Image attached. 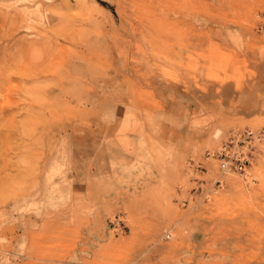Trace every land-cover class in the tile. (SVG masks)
<instances>
[{"label":"rangeland","instance_id":"obj_1","mask_svg":"<svg viewBox=\"0 0 264 264\" xmlns=\"http://www.w3.org/2000/svg\"><path fill=\"white\" fill-rule=\"evenodd\" d=\"M262 13L264 0H0V264H264V140L246 177L186 190L189 156L264 124ZM91 123L115 146L82 172L69 139Z\"/></svg>","mask_w":264,"mask_h":264},{"label":"built area","instance_id":"obj_2","mask_svg":"<svg viewBox=\"0 0 264 264\" xmlns=\"http://www.w3.org/2000/svg\"><path fill=\"white\" fill-rule=\"evenodd\" d=\"M260 27L264 25V13L260 15ZM264 140V124L259 127L243 126L232 128L227 137L216 147L206 149L202 156L197 158L189 156L186 160V172L191 182L188 195L201 194L208 197L224 185V176L237 173L242 177L249 174V168L254 154L259 149L258 144ZM212 164L216 165V172L212 177L206 178L203 173ZM182 187L178 186L175 200L184 205L188 200L182 196ZM166 237L170 234L167 232Z\"/></svg>","mask_w":264,"mask_h":264},{"label":"crops","instance_id":"obj_3","mask_svg":"<svg viewBox=\"0 0 264 264\" xmlns=\"http://www.w3.org/2000/svg\"><path fill=\"white\" fill-rule=\"evenodd\" d=\"M230 88V87H229ZM229 95V96H228ZM226 95L218 94L216 96L215 94H205V98L207 99H219L222 101H226V99H231L232 96L230 94ZM195 96V95H194ZM203 97V96H202ZM201 97L199 94H196V98L194 101V104H198V101ZM165 104H167V99L164 100ZM175 106H181L183 107L184 102L181 100H176L174 103ZM159 115L153 114L156 113V111H152L153 117L155 116V120H158V117L163 113V116H167L168 112H162L161 110L158 111ZM157 112V113H158ZM122 111L116 110V107H113L112 110H110V116L115 117V119H118L122 117ZM162 116V115H161ZM110 120H112L110 118ZM79 129V135L78 137L72 136L69 139V145H68V158L71 163H73V167H79L82 172H84L85 169L90 168L94 166L95 168H99V165L102 163V161H109V153L112 152L115 146V141L112 138L101 137V133L95 129L94 123H91L90 125L86 124L81 127H78ZM103 158V159H102ZM95 163V164H93ZM86 171V170H85Z\"/></svg>","mask_w":264,"mask_h":264}]
</instances>
